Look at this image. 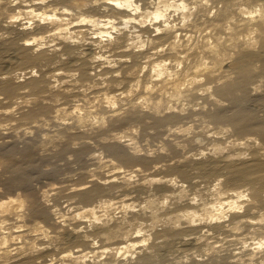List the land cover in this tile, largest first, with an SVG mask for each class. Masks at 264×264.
Segmentation results:
<instances>
[{"label":"bare ground","instance_id":"6f19581e","mask_svg":"<svg viewBox=\"0 0 264 264\" xmlns=\"http://www.w3.org/2000/svg\"><path fill=\"white\" fill-rule=\"evenodd\" d=\"M152 2L113 0L112 4L105 5L121 14L116 27L131 21L122 30L123 37H127L122 42L109 30L113 17L92 15L88 8H82L80 22L70 19L74 9L68 6V0L0 3V26L13 17L35 13L46 21L42 27L63 37L54 46L66 57L61 60L53 54L44 58L42 69H37L43 71L44 80L48 81L42 92L44 108L39 116L47 123L40 127L33 121L25 159L36 162L39 167L22 168L0 183V245L34 243L35 249H25L29 252L22 257L25 264H128L133 261V253L138 260L143 255L141 249L157 240L165 245L161 253H179L177 259L211 250L209 259L213 264H240L244 259L242 245L251 242L252 247L258 248L264 244V223H261L264 202L249 205L238 201L232 195L240 191L235 177L217 176L222 165L191 171L166 160V153L145 155L146 147L168 146L169 141L164 139L168 129L180 126L165 120V117H174L165 111V101L178 109L180 105L171 97L183 98L189 91V78H197L194 70L183 81L179 74L173 75L176 70L171 58L176 57L180 72H185L186 63L198 67L201 56L209 58L208 47L217 44L209 28L203 33L179 27L175 32L157 31L164 28L168 22L166 17L172 16L173 11L177 13L173 21L183 13L167 6L153 8ZM158 2L167 5L168 0ZM183 2L188 4V0ZM216 3L222 5L224 0ZM121 4L128 7H118ZM135 4L140 7L139 13L132 7ZM58 8L64 10L54 11ZM14 23L19 25L23 21L18 19ZM35 23L39 24L40 20ZM217 35L222 36L219 30ZM169 45L173 48L171 52ZM158 50H162L161 55H157ZM28 64L23 54L13 55L11 59L6 57L0 63V73H27ZM180 85L183 86L177 93ZM191 87L198 86L193 83ZM10 111L7 107L0 108V115H10ZM100 124L106 126L102 131L127 145V160L115 159L104 151L100 142L84 133L85 128ZM12 128L17 129L15 121ZM180 134V131L173 133ZM16 135V131L4 133L5 150L13 147ZM19 135L23 136L24 132L20 131ZM76 143H80V148L72 149L71 145ZM197 148L205 150L200 145H193L190 150ZM70 151L78 153L70 162L77 166L65 171L67 175L61 183L49 182L52 188L44 185L40 189L41 201H48V212L37 215L33 211L30 175L39 172L48 154L62 155ZM81 178H86L87 183L74 182ZM92 186H96L97 198H77L76 193ZM239 204H244V211L234 210ZM175 223L181 226L175 228ZM130 232L136 234L129 235ZM146 235L151 239L146 241ZM10 237L19 239L8 243ZM252 247L245 248L244 252L251 253ZM9 259L11 264H21V260Z\"/></svg>","mask_w":264,"mask_h":264},{"label":"clouds","instance_id":"9594fccd","mask_svg":"<svg viewBox=\"0 0 264 264\" xmlns=\"http://www.w3.org/2000/svg\"><path fill=\"white\" fill-rule=\"evenodd\" d=\"M2 2L4 0H0V3ZM10 2L14 4L18 0ZM112 2L113 0H86L77 3L76 0H68V6L74 9L70 19L80 22L82 8H88L92 15L113 17L109 30L116 33L118 42H122L123 39H127L123 37L122 30L131 21L116 27L121 14L105 6ZM151 6L161 9L167 6L170 10L178 9L183 13L173 21V16L177 14L173 11L172 16L166 17L168 22L164 28L157 31L175 32L179 27L190 29L194 33H203L205 28H209L217 44L208 47L209 58L203 59L201 56L197 61L198 67L196 64L186 63L185 72H180V64L176 63L177 58H171L176 70L173 75L179 74L180 80L183 81L187 73L194 70L197 78H189L187 82L189 91L184 93L183 98L179 95L171 97V100L180 105L178 109L172 108L170 101H165L167 105L165 111L174 114V117H165V120L180 126L179 129L175 126L168 129V135L164 137L169 141L168 146L157 145L154 149L146 147L145 155L166 153V160H171L172 163L182 165L191 171H199L210 165H222L217 176L222 179L228 176L235 177L236 186L240 191L232 195L236 196L238 201L243 200L249 205L256 204L257 201L264 202V0H224L222 5H218L216 0H188L187 5L183 0H180L179 4L177 0H168L167 5L153 0ZM118 7L127 8L128 5L121 4ZM132 7L137 13L140 12L138 4ZM63 10L58 8L54 11ZM209 17L215 19L209 20ZM18 19L23 23L15 24L14 21ZM36 20H40V23H35ZM217 20L220 22L217 23ZM45 23L44 19L31 13L24 17H13L0 26V63H3L6 57L11 59V56L19 54H23V57L29 60V64L26 65L29 68L27 73L21 71L0 73V108L7 107L11 110L10 115H0V153H3L0 154V183L22 168L39 167L36 162L25 159L27 146L31 143L27 137L32 135L30 130L33 121L35 120L40 127L47 123L41 121L39 116L41 109L44 108L42 92L46 89L48 81L44 80L43 71L38 72L37 69H42L45 66L44 58L53 54L58 55L61 60L66 58L54 46L58 39L63 37L42 27ZM52 23H55L54 19ZM217 30L222 36L217 35ZM61 31L65 30L61 28ZM43 32H47V35H40ZM200 38L204 39V36ZM160 42L163 41L158 43ZM168 48L169 52L173 50L170 45ZM161 54L162 50H158L157 55ZM225 64L227 68L224 67ZM193 83L198 87H191ZM182 86H178L177 93ZM188 109L193 111L188 112ZM185 112L188 114L182 115ZM12 121L16 122L17 129L12 128ZM184 124H187L186 129L183 128ZM105 127L103 124L90 126L84 129V133L100 142L104 151L115 159L127 160L129 157L127 145L102 131ZM9 131H16L17 135L13 147L5 150L4 133ZM20 131L24 132L23 136L19 135ZM178 131L181 132L179 136L173 135ZM208 137L212 139L208 140ZM217 144L221 147H215ZM193 145H200L205 150L201 151L199 148L190 150ZM71 148L79 149L80 143L71 145ZM77 154L76 151L65 152L63 155L48 154L41 171L30 175L33 211L37 215L48 212L46 208L48 201L40 199V189L44 186V180L61 183L63 175L67 174L65 169L74 166L70 162ZM75 175L76 173L73 177ZM74 182L87 183L86 178ZM217 183L220 181L217 180ZM76 196L95 199L96 186L78 192ZM234 210L244 211V204H239ZM261 223H264V220ZM180 226L179 223L173 224L175 228ZM18 239L19 237H10L8 243ZM145 239L147 241L151 237L146 235ZM164 247L160 240L151 246L146 244L141 249L143 255L138 260L133 253L134 264H201V262L213 264V260L209 259L211 250L199 254H185L177 259L179 253L167 255L161 253L160 249ZM248 247H252L251 242L249 245L241 246L244 259L240 260V264H264V244L258 248L252 247L251 253L244 252ZM25 249H35V244L26 241L24 245L16 244L13 247H8L7 243L0 245V261H3V264H11L9 259L11 257L25 264L22 257L29 255ZM133 261H129L128 264H133Z\"/></svg>","mask_w":264,"mask_h":264},{"label":"rangeland","instance_id":"374dc122","mask_svg":"<svg viewBox=\"0 0 264 264\" xmlns=\"http://www.w3.org/2000/svg\"><path fill=\"white\" fill-rule=\"evenodd\" d=\"M63 155V154H62ZM74 164V166L76 167L77 165H76V163H72V165ZM74 166H70L69 168H67V169H65V171L66 172H68V169L70 170V169H75V167ZM43 167V166H42ZM73 167V168H72ZM42 169V168H41ZM41 169H39V172H40V170ZM73 173V172H72ZM75 173V172H74ZM41 175H42V173H41ZM43 175H47V174H44L43 173ZM67 175V174H66ZM66 175H63V176H66ZM50 181H48V180H44V185H46V187H48V188H52L53 186L51 185V184H48ZM59 184V183H58ZM58 184H57V186H58ZM50 186H52V187H50ZM55 188V187H54ZM56 190V189H55ZM55 190L53 189V192H55ZM57 191V190H56ZM52 192V191H51ZM165 255H167V254H165Z\"/></svg>","mask_w":264,"mask_h":264}]
</instances>
